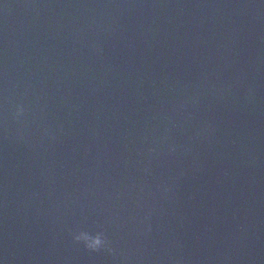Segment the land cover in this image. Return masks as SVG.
Returning <instances> with one entry per match:
<instances>
[{
	"label": "water",
	"instance_id": "95a60500",
	"mask_svg": "<svg viewBox=\"0 0 264 264\" xmlns=\"http://www.w3.org/2000/svg\"><path fill=\"white\" fill-rule=\"evenodd\" d=\"M0 261L264 264V3L0 0Z\"/></svg>",
	"mask_w": 264,
	"mask_h": 264
},
{
	"label": "clouds",
	"instance_id": "9594fccd",
	"mask_svg": "<svg viewBox=\"0 0 264 264\" xmlns=\"http://www.w3.org/2000/svg\"><path fill=\"white\" fill-rule=\"evenodd\" d=\"M262 3H264V0H261ZM25 106L22 103H16L13 107V110L11 112V117L14 121L21 120L25 115ZM42 135L48 138H54V133H52L49 129H43ZM150 151L155 152L156 149L152 148ZM169 151H175V146H169ZM165 191H168L167 188H165ZM147 219V216L145 217ZM147 227V225H146ZM72 240L82 245L85 249L91 252H97V251H107L109 253L112 252V248L110 246V241L106 237L105 233L100 231L90 232L87 230H76L71 233ZM0 264H3L2 261H0Z\"/></svg>",
	"mask_w": 264,
	"mask_h": 264
}]
</instances>
